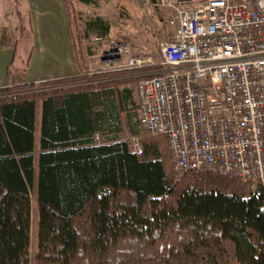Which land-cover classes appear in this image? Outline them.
<instances>
[{"label": "trees", "instance_id": "16d2710c", "mask_svg": "<svg viewBox=\"0 0 264 264\" xmlns=\"http://www.w3.org/2000/svg\"><path fill=\"white\" fill-rule=\"evenodd\" d=\"M64 1L81 75L40 83L81 84L36 95L24 66L0 88V264H30L33 196L34 264H264V188L217 171L176 178L163 136L132 154L122 134H140L138 79L89 74L82 26L106 37L110 25L75 8L93 0Z\"/></svg>", "mask_w": 264, "mask_h": 264}, {"label": "built area", "instance_id": "2783aa9c", "mask_svg": "<svg viewBox=\"0 0 264 264\" xmlns=\"http://www.w3.org/2000/svg\"><path fill=\"white\" fill-rule=\"evenodd\" d=\"M152 3L170 32L157 59L127 58L150 68L133 86L140 127L166 139L176 178L217 171L264 188V0ZM130 151L142 155L140 137Z\"/></svg>", "mask_w": 264, "mask_h": 264}, {"label": "rangeland", "instance_id": "374dc122", "mask_svg": "<svg viewBox=\"0 0 264 264\" xmlns=\"http://www.w3.org/2000/svg\"><path fill=\"white\" fill-rule=\"evenodd\" d=\"M90 5L76 4L75 8L80 10L84 21L88 17L98 15L105 19L110 29L106 37H100L95 29H85L86 39L83 47L86 48L85 65L89 74H95L103 79L134 77L139 79L147 73V69H127L126 63L129 55H152L157 58V48L162 40L169 37L170 30L163 22L164 13L152 3V0H93ZM121 5V8L118 6ZM31 6L28 0H0V32L6 29L8 35L4 41L0 39V51L11 50L12 62L9 69L13 70L25 66L33 46V33L31 29L32 15ZM2 34V33H1ZM0 34V36H1ZM124 46L128 52L116 55L113 49L117 46ZM77 77L81 75L80 68H77ZM152 67L151 70H154ZM132 71V72H131ZM109 75V76H108ZM81 81L65 84L46 85L37 81L33 87L26 88L36 95L46 88L60 87L61 85H78ZM26 83H32L27 82ZM34 83V82H33ZM136 83V82H135ZM134 83V84H135ZM134 84H129L133 88ZM139 135H132L129 129H125L122 137H160L147 135L140 127ZM39 135V119H37L36 137ZM36 167V166H35ZM36 176V175H35ZM254 185V183H253ZM34 195V190L32 191ZM37 206L35 197L31 200V244L30 264H34V252L36 248V223Z\"/></svg>", "mask_w": 264, "mask_h": 264}, {"label": "crops", "instance_id": "0c3cea01", "mask_svg": "<svg viewBox=\"0 0 264 264\" xmlns=\"http://www.w3.org/2000/svg\"><path fill=\"white\" fill-rule=\"evenodd\" d=\"M28 1L31 6L33 46L25 62V81L33 83L77 75L73 35L65 1ZM6 35H8L7 32ZM11 62V50L0 51V88L8 84V70ZM16 69L22 70L23 67ZM133 96L135 99V95Z\"/></svg>", "mask_w": 264, "mask_h": 264}]
</instances>
